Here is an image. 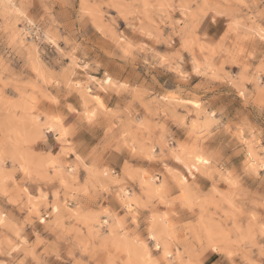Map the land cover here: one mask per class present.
I'll return each instance as SVG.
<instances>
[{
    "label": "rangeland",
    "instance_id": "rangeland-1",
    "mask_svg": "<svg viewBox=\"0 0 264 264\" xmlns=\"http://www.w3.org/2000/svg\"><path fill=\"white\" fill-rule=\"evenodd\" d=\"M161 260L264 261V0H0V264Z\"/></svg>",
    "mask_w": 264,
    "mask_h": 264
},
{
    "label": "snow or ice",
    "instance_id": "snow-or-ice-1",
    "mask_svg": "<svg viewBox=\"0 0 264 264\" xmlns=\"http://www.w3.org/2000/svg\"><path fill=\"white\" fill-rule=\"evenodd\" d=\"M240 95H241V96H244L245 93H241ZM197 107H199V105H198ZM70 111H74V110L70 109ZM93 115H94V114H93ZM213 115H215V114H213ZM89 119H91V117H89ZM66 131H67V130H65V134H66ZM204 163L207 164V163H209V161L205 160ZM151 238H152V239H155V237H151ZM157 247L159 248L160 245L157 244ZM214 250H215V249H214ZM168 255H169V253L165 252V256H168ZM229 255H230V254H229ZM156 264H163V261H162V260H161V261H158V262H156ZM261 264H264V261H262Z\"/></svg>",
    "mask_w": 264,
    "mask_h": 264
}]
</instances>
